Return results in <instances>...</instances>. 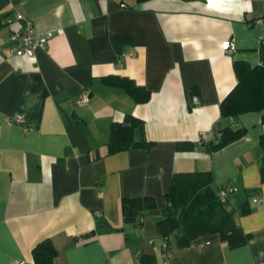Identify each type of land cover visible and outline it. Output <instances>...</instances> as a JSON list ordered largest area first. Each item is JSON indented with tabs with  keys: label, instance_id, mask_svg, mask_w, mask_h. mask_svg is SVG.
Instances as JSON below:
<instances>
[{
	"label": "crops",
	"instance_id": "1",
	"mask_svg": "<svg viewBox=\"0 0 264 264\" xmlns=\"http://www.w3.org/2000/svg\"><path fill=\"white\" fill-rule=\"evenodd\" d=\"M263 15L254 0H0V264H34L46 239L53 264H137L142 255L155 264H264V110L220 115L237 83L233 63L264 67ZM24 20L52 33L33 58L11 55ZM105 79L132 81L148 102ZM128 115L144 122L152 146L108 155L110 126ZM225 129L246 134L210 151L203 142L216 144ZM202 172L216 192L236 189L225 206L246 245L230 249L214 234L179 248L175 233L158 234L173 175ZM139 197L155 207L141 225L125 222L122 201ZM97 221L111 231L96 233Z\"/></svg>",
	"mask_w": 264,
	"mask_h": 264
},
{
	"label": "trees",
	"instance_id": "2",
	"mask_svg": "<svg viewBox=\"0 0 264 264\" xmlns=\"http://www.w3.org/2000/svg\"><path fill=\"white\" fill-rule=\"evenodd\" d=\"M233 70L237 79L235 87L220 104L221 117L236 118L249 112L264 110V67H251L246 62L235 61ZM107 83L115 82L137 104L149 100V92L137 87L127 79H105ZM264 122V114L261 118ZM244 129L221 131L216 144L203 142L210 151H218L245 136ZM152 143L145 140L144 122L132 115L125 117L121 123H112L107 142V154L113 155L129 150L148 149ZM261 150L260 178L264 183V135L259 142ZM218 192V191H217ZM217 192L211 186L208 172L174 174L168 191L163 198L162 218L156 223L158 234L167 239L176 234L179 248H187L191 241L200 236L217 234L230 249L247 244L250 236L245 234L235 223L234 210H227L221 204ZM227 203V202H226ZM155 207L151 197L124 199L122 213L125 222L136 223L148 210ZM248 210L242 209V214ZM139 220V219H138ZM138 223V222H137ZM141 225V222L138 223ZM100 221L96 222V233L110 232ZM57 250L49 239L38 243L32 250L34 264H53ZM139 264H155L152 256L142 255Z\"/></svg>",
	"mask_w": 264,
	"mask_h": 264
},
{
	"label": "built area",
	"instance_id": "3",
	"mask_svg": "<svg viewBox=\"0 0 264 264\" xmlns=\"http://www.w3.org/2000/svg\"><path fill=\"white\" fill-rule=\"evenodd\" d=\"M254 1H259L262 2L264 5V0H254ZM263 22H264V15H263ZM52 37V33H37L33 27V24L29 20H24L20 31L18 33H15L10 36V42L12 43L11 46V55L16 56V57H28V58H33L35 57V51L37 49H43L49 39ZM260 42L264 44V29L263 33L260 37ZM224 52L227 55H232L235 52V45L232 41H227L223 43L222 45ZM88 95L86 94L85 91H83L79 99L77 100V105L82 106L88 103ZM192 102L194 105H198V98L193 97ZM11 122L15 124H21L22 123V118L18 115H15L12 119ZM206 143V141H205ZM236 192V189L232 187H222L219 188L217 192V197L218 200L221 204H225L228 201V198L231 194ZM255 204H259L260 199L255 198L253 200ZM142 221V218H139V222ZM158 248H154V250H157ZM167 249V246L165 244L160 246V250L165 251ZM137 264H139L137 262Z\"/></svg>",
	"mask_w": 264,
	"mask_h": 264
}]
</instances>
